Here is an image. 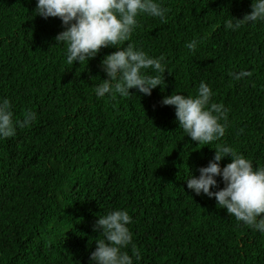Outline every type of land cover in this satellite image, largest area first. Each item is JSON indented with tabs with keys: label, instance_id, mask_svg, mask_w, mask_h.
<instances>
[{
	"label": "trees",
	"instance_id": "obj_1",
	"mask_svg": "<svg viewBox=\"0 0 264 264\" xmlns=\"http://www.w3.org/2000/svg\"><path fill=\"white\" fill-rule=\"evenodd\" d=\"M160 3L165 18L139 14L117 47L163 55L164 84L149 95L96 97L100 61L115 48L70 65L54 39L58 17L33 15L35 0H0V100L14 119L35 115L0 138V264H88L101 238L92 225L113 209L131 217L124 251L133 264H264V233L184 180L225 144L264 166V21L224 26L251 0ZM201 81L227 110L225 135L208 145L184 135L173 106L160 103L194 94Z\"/></svg>",
	"mask_w": 264,
	"mask_h": 264
},
{
	"label": "clouds",
	"instance_id": "obj_2",
	"mask_svg": "<svg viewBox=\"0 0 264 264\" xmlns=\"http://www.w3.org/2000/svg\"><path fill=\"white\" fill-rule=\"evenodd\" d=\"M250 9L240 19H226L224 26L236 30L242 24L264 21V0H251ZM35 14L59 18L63 28L54 39L66 44L64 54L70 65L87 61L101 47L115 48L100 61L106 78L95 86L96 97H128L133 94L130 88L149 95L151 89L164 84L163 55L153 57L131 43L117 47L138 27L139 14L165 18L160 0H35ZM197 44L198 40L192 39L185 47L192 51ZM211 96L210 87L201 81L194 94L171 92L162 96L160 103L173 106L176 123L184 135L208 145L223 137L227 127V110L222 104L211 102ZM34 118V113L26 110L22 118L14 119L10 101L0 100V138L14 135L17 128L28 126ZM225 156L229 162L221 167L219 162ZM197 171L198 175L188 172L184 179L188 189L196 195L214 197L216 205L236 221L264 233V166L254 165L250 158L225 144L214 148L207 164L198 166ZM217 176L222 187H217ZM130 223L131 217L124 209H113L97 217L92 229L98 230L101 238L95 240L88 264H133L132 257L124 251L131 240Z\"/></svg>",
	"mask_w": 264,
	"mask_h": 264
}]
</instances>
